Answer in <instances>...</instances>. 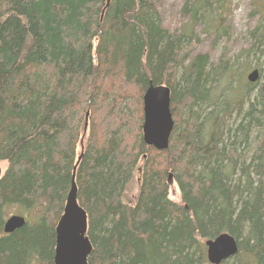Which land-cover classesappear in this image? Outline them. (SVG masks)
<instances>
[{
    "label": "trees",
    "instance_id": "16d2710c",
    "mask_svg": "<svg viewBox=\"0 0 264 264\" xmlns=\"http://www.w3.org/2000/svg\"><path fill=\"white\" fill-rule=\"evenodd\" d=\"M192 3L170 31L149 0H0V264H54L75 169L88 264H210L222 234L239 247L222 264H264V25L251 84L244 53L191 57L198 23L215 44L229 30L223 0ZM151 84L172 92L163 152L143 141ZM12 209L27 224L7 235Z\"/></svg>",
    "mask_w": 264,
    "mask_h": 264
},
{
    "label": "water",
    "instance_id": "95a60500",
    "mask_svg": "<svg viewBox=\"0 0 264 264\" xmlns=\"http://www.w3.org/2000/svg\"><path fill=\"white\" fill-rule=\"evenodd\" d=\"M111 0H107V6ZM248 80L251 84L257 82L258 73L254 72ZM172 92L164 86H149L143 98V113L145 119L143 141L149 147L159 151L169 149L170 138L175 127L171 112ZM88 128V118L85 130ZM3 171L0 167V179ZM26 225L22 217L12 218L5 226L4 233L13 234ZM56 231L58 232L54 264H88L93 246L87 236L88 216L78 202V189L75 179L72 181L66 207L61 216ZM208 261L210 264H222L238 253V244L230 235L224 234L215 241L206 242Z\"/></svg>",
    "mask_w": 264,
    "mask_h": 264
},
{
    "label": "rangeland",
    "instance_id": "374dc122",
    "mask_svg": "<svg viewBox=\"0 0 264 264\" xmlns=\"http://www.w3.org/2000/svg\"><path fill=\"white\" fill-rule=\"evenodd\" d=\"M149 1L157 6L164 26L169 28L170 31H180L181 28L190 22L189 18H184V7L187 0ZM192 2V5H194L195 0H192ZM223 2L226 4L227 9L226 22L224 24L229 29L227 35L223 36L215 44L216 36L210 33L204 34L203 25L198 23L195 26L194 38L188 44L189 50L192 51L191 57L207 54L215 65H218L221 60L232 64L244 53L239 63H247L251 67L250 72L247 74L248 76L257 65L255 56L253 54L247 55V52L253 44L251 33L260 27L261 24L264 25V0H223ZM0 166L5 172L6 164L0 163ZM138 178L139 176H136L128 192L129 198H135L138 193ZM168 184L170 187V199L178 203L180 201V192L176 183L171 179ZM16 212L15 209H12L10 214L12 216H21Z\"/></svg>",
    "mask_w": 264,
    "mask_h": 264
},
{
    "label": "bare ground",
    "instance_id": "6f19581e",
    "mask_svg": "<svg viewBox=\"0 0 264 264\" xmlns=\"http://www.w3.org/2000/svg\"><path fill=\"white\" fill-rule=\"evenodd\" d=\"M254 72H257L258 73V80H257V82L259 81V79H260V73H259V71L258 70H254V71H252L249 75H248V77L252 74V73H254ZM248 79V78H247ZM248 82L250 83V81L248 80ZM257 82H255V83H257ZM255 83H253V84H255ZM89 113L87 114V116H86V120H87V118H89ZM144 123H143V128H142V132L144 131V125H145V119H144V121H143ZM174 131V130H173ZM84 133L86 134L87 133V130H85L84 129ZM172 134H173V132H172ZM171 137H172V135H171ZM170 141H171V138H170ZM149 147V146H148ZM169 147H170V144H169ZM151 148H154V147H151ZM155 150H157L156 148H154ZM168 150V149H167ZM157 151H159V150H157ZM166 151V150H165ZM159 152H163V151H159ZM75 176H76V169H75V171H74V176H73V179H75ZM68 198V197H67ZM66 203H67V200H66ZM65 207H66V204H65ZM64 210H65V208H64ZM63 213H64V211H63ZM63 215V214H62ZM17 218V217H23V216H11V217H9L8 218V220H7V222H6V224L12 219V218ZM24 219H25V222H26V224H27V220H26V218L25 217H23ZM6 224H5V226H6ZM26 226V225H25ZM24 226V227H25ZM57 228V227H56ZM58 232L56 231V247H57V239H58V234H57ZM222 235H224V234H222ZM227 235H229V234H227ZM231 236V235H230ZM232 237V236H231ZM234 238V237H233ZM235 239V238H234ZM216 239H214V240H210V241H215ZM236 240V239H235ZM207 242H209V241H207ZM237 242V241H236ZM238 244V243H237ZM207 247V246H206ZM238 253H239V247H238ZM237 253V254H238ZM236 254V255H237ZM235 255V256H236ZM234 256V257H235ZM207 257H208V247H207ZM234 257H232V258H234ZM228 261V260H227Z\"/></svg>",
    "mask_w": 264,
    "mask_h": 264
}]
</instances>
